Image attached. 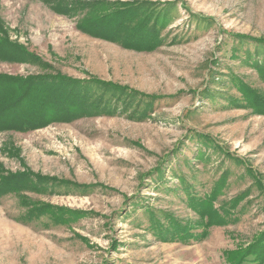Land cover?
Listing matches in <instances>:
<instances>
[{
  "label": "rangeland",
  "instance_id": "374dc122",
  "mask_svg": "<svg viewBox=\"0 0 264 264\" xmlns=\"http://www.w3.org/2000/svg\"><path fill=\"white\" fill-rule=\"evenodd\" d=\"M108 18L159 28L133 47L85 31ZM263 43L264 0H0V109L24 82L58 109L0 128V179L36 186L0 189V264H227L250 246L264 234V109L238 91L264 99ZM46 83L102 87L110 113L83 116ZM193 198L226 220L169 241L200 224Z\"/></svg>",
  "mask_w": 264,
  "mask_h": 264
},
{
  "label": "trees",
  "instance_id": "16d2710c",
  "mask_svg": "<svg viewBox=\"0 0 264 264\" xmlns=\"http://www.w3.org/2000/svg\"><path fill=\"white\" fill-rule=\"evenodd\" d=\"M59 6V5H58ZM58 6H56V10L58 11ZM60 7V6H59ZM130 11V14H134V10L131 8H128ZM136 14V13H135ZM118 21V22H117ZM125 21V19H123L121 21V18H113V19H106V21H102L101 24L98 23V21H95L94 23L87 24V28L85 31L90 32L94 35H98L99 37L102 38H108L111 41H116L119 38H122L123 42L128 45V47H133V46H138L143 40H148V41H153L154 40V36L156 35V29L159 28L157 26V28L155 27V23L150 24L152 27V31H153V36L152 35H148V23L147 26L144 29H141V25L139 23V25L135 26L134 28H126L125 24L123 23ZM135 29V33L134 34H130L131 30ZM119 34L121 35L119 37ZM262 40V39H261ZM151 43V42H150ZM264 44V43H263ZM264 49V47H263ZM257 63L255 64L256 67L259 70V74H262L263 80H264V57L261 58V60H259V56H257ZM24 83H22L20 85V87H22L23 89V93L22 95H24L22 98H20V100H17L18 96L17 95L15 97V99L13 100L14 104L16 105H12L10 107H5L3 110L0 109V128H9V127H13V128H17L18 130L21 131H26L30 128H32L35 122H42L46 120L47 115H43L45 111H42V114H38L37 110L40 108V106H44L45 104H47V106L50 105V102L52 103L53 108H50L49 110L51 111H46V113H56L58 111V109H55V104H53V102H57L55 100H51L48 102H41L38 99H34L32 97H30V95L32 94L31 91H29L33 86L26 83V85H24ZM65 86H68L69 83L65 82L63 83ZM46 87L48 88L49 91L55 93L54 99L59 98V99H65L64 100V104L69 105V107L76 109L75 111L80 112V114H82L83 116H87L89 114L92 115H97L99 113H110V111L108 110V104L112 101V98L109 97V99H105V95L104 93L106 92L102 87L99 88L102 90L101 93L99 90L93 92L91 95H87V91L86 88H80L78 87V85H73L72 83H70V86H72L74 89L77 90V92H75L74 94H72L69 91H65L60 87H56L53 86L52 84H45ZM43 87H45L43 84L41 85ZM7 89H11V86L8 85ZM59 89V91H58ZM248 89L244 88L243 92L246 91V93H248L247 95H242V91L239 90L238 92L241 93V96L245 97L246 100H249L251 103L253 104V107L258 111V110H262V108L264 109V99L261 97L257 96V93H253V91H247ZM86 91V92H85ZM67 93V95H66ZM113 93V92H112ZM114 94V93H113ZM116 95V98L118 101H122V96L120 94H114V96ZM120 95V97H119ZM9 96H13V95H8ZM91 97H94V100H91ZM0 98H4L3 96H0ZM240 102L237 103V99L231 98V101H233V104H241V106H243V102L245 101L243 98L242 99H238ZM230 101V102H231ZM12 102V103H13ZM124 106L128 105V99H124L123 98V102ZM72 104V105H71ZM144 104L143 109H147L148 107V103L142 101V103L140 104V106L138 107H134V112L135 113H139V108L141 107V105ZM3 105H6L5 103ZM247 105V103H246ZM11 107L15 109V107H17L16 111L12 110L14 112H11L13 114H7V113H2L5 109H11ZM244 107V106H243ZM137 109V110H136ZM20 111V112H19ZM36 112V113H34ZM18 113V114H17ZM141 116H144V110L140 111ZM14 114H17L14 116ZM52 115V114H51ZM10 120H14L12 122H17V123H13L11 124ZM20 120V121H19ZM12 125V126H10ZM157 173H159V171H157ZM21 181V182H19ZM35 181H39V182H43L40 180H35ZM26 182V186L27 187H36L33 184V180L31 179H26V180H15V178H1L0 179V189L2 191H17L18 187L21 185L20 183ZM44 189V188H43ZM196 199V198H195ZM193 198V200H189V201H195L196 202V209H197V214L199 215L200 218V224L198 225V227H200L202 230H200L199 232H197L194 229H198V227H190L187 225L185 226H174L173 228H170L173 233L169 238V241H174V242H181L183 244H188L191 241L194 242H200L203 239H205L208 236V229L214 225L217 222H224L226 220L225 217H221L218 216L217 211H215V209L208 205V204H204L202 205V203H200L199 200H195ZM191 205V204H190ZM195 205H191V207L193 208ZM235 207V206H233ZM37 211H41V210H37ZM36 211V213H38ZM50 214V213H49ZM51 215V214H50ZM52 216V215H51ZM52 220L54 222L58 221V217H53L52 216ZM171 221V220H170ZM154 228L155 231L154 233H159V231L161 230L163 223L159 222V221H155L154 223ZM197 226V225H196ZM238 250V249H237ZM233 251V252H227L225 254V261L227 264H264V234L260 235L257 239H255V241L248 246L246 249H239L238 251Z\"/></svg>",
  "mask_w": 264,
  "mask_h": 264
}]
</instances>
